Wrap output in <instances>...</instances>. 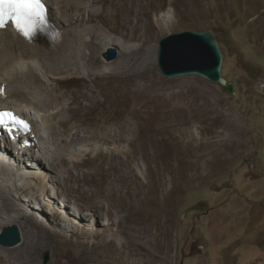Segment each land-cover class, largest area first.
Wrapping results in <instances>:
<instances>
[{
	"label": "rangeland",
	"instance_id": "rangeland-1",
	"mask_svg": "<svg viewBox=\"0 0 264 264\" xmlns=\"http://www.w3.org/2000/svg\"><path fill=\"white\" fill-rule=\"evenodd\" d=\"M53 1L46 0L52 19L62 28L63 39L58 41L62 42L68 36V26L60 13L61 6ZM124 1L104 0L99 3L100 8L107 6L105 10L112 14L111 28L123 16ZM142 5L158 18L171 19L170 25L173 24L152 42L156 46V61L146 71L126 75L114 70L86 76L84 80L76 77L72 81L66 77L62 82V78H56L59 73L42 66L35 58L32 60L39 71L31 78H38L48 89L49 94H42L48 95V104L36 99V89L20 83L23 90L30 89L26 93L32 96V103L41 107L37 111L42 118H50L52 122L64 118V123H58L60 134H52L50 123L45 121L37 124L40 132L47 136L51 134L54 142L70 138L69 135L80 137L82 134L81 148L70 144L64 146V149L70 148V151L64 150L66 161L79 179L74 177L67 184L54 181L57 172L50 169L47 160L38 158V151L33 149L27 154L29 150H22L19 157H26L30 164L42 161L36 165L48 182L45 185L39 180H31L33 177L18 176L20 184L5 191L1 185L10 180L13 169L11 162L3 165L0 192L10 194L13 201L18 202L21 213L13 212L19 217L11 216L10 220L0 217V232L5 226L17 224L22 237L28 236L31 226L46 235V243L36 251L39 264H179L182 260L184 264H264V0H142ZM12 27L10 24L1 30H10L17 38L19 35ZM76 27V24L71 25L70 32L77 31ZM208 29L217 33L224 53L222 73L235 84L233 93L196 73L166 77L159 66L163 38L185 30ZM7 33L0 32V70L3 65L1 50ZM150 35L147 33L148 37ZM139 44L141 42L136 45ZM97 48L102 59L109 50L119 51L111 45ZM187 60L188 64L193 63L191 58ZM20 62L26 66V60ZM6 70L0 73L5 90L4 96L0 95L5 101L0 102V108L7 106L27 112L33 105L20 104L14 94L6 93L7 83L15 79L14 74L8 76L9 82L5 81L4 76L14 72V69ZM53 73L56 74L53 76ZM188 87L203 91L207 105L224 120L228 119L223 120L219 128L230 131L231 136L221 138L206 130L201 140L189 142L185 134L173 129L177 123L173 117L155 118L149 111L162 106L172 93ZM128 123L135 127L139 141L136 145L123 144L124 149L131 152L119 156L112 153L111 148L117 144V134ZM202 124L199 131L208 125V121ZM194 132L198 133L196 129ZM1 134L0 149L12 157L13 144L20 135L10 136L4 129ZM32 139L34 144H39L35 133ZM104 139L110 142L104 143ZM151 139L169 146L172 163L169 157L162 161L141 150V145ZM30 145L29 141L22 142L23 147L29 148ZM121 163H128L137 177V180L131 179L130 185L129 180L114 179L120 172ZM156 163L167 174L163 186L156 173ZM24 164L20 165L22 170L38 173L35 168ZM58 187L67 193L62 196V201L49 198L52 189L61 191ZM11 192L21 196L18 198ZM21 203L30 204L34 210L40 206L43 211L40 215L27 216L31 213L23 211ZM101 204L103 208L97 209ZM61 208L66 212L57 215L56 211ZM52 217L60 221L57 226L50 224ZM71 218L78 223L73 224ZM112 218V225L106 223ZM7 222L9 224H5ZM120 225L123 230L148 228L158 259L129 246L121 237L116 242H107L116 235ZM14 247H6L4 252L0 248V254L7 255L15 263L19 254L22 255V249L13 250ZM47 251L49 260L44 263Z\"/></svg>",
	"mask_w": 264,
	"mask_h": 264
},
{
	"label": "bare ground",
	"instance_id": "bare-ground-1",
	"mask_svg": "<svg viewBox=\"0 0 264 264\" xmlns=\"http://www.w3.org/2000/svg\"><path fill=\"white\" fill-rule=\"evenodd\" d=\"M103 1L104 0H54L53 2L55 5L61 6L60 13L64 18L63 21H65V25L68 26L67 28L68 36H65L62 42H58V41H61L63 39V35H61L59 39L55 41H50V39H48L42 32H39V34L37 35L35 33L36 35L35 37L29 38L28 36H25L20 31H18L15 27H12L16 29L19 35L17 36V38H15L14 34L11 33L10 30L0 31L3 33L8 31L7 33L8 35L6 34L3 40V46H2L3 48L1 50L3 65L1 67L0 73H3V71L6 69H12V70L14 69L13 73L9 72L6 76H4L3 79L5 81H8L9 78L8 76H12V75L14 76L15 74L14 76L15 79L14 80L11 79L13 80L12 81L13 83L12 82L9 84L7 83L6 93H8L11 96L14 94L13 96L17 99V101L20 104L27 103L33 105L31 109H28L27 112H23V113L29 116L28 118L29 120H32V118L34 119L33 132L35 133V137L39 139V144H34V140L30 138L27 133H23L19 137L18 141L14 142L13 144L14 148L12 149V151L14 153L12 157H9L7 152H4V150L1 151L0 149V173H4L3 165L8 164V162H11L13 169L12 170L13 175L12 176L9 175L11 177L10 180L8 181L6 180L7 182L1 185L3 188H5V191H10V188L16 187L17 185L20 184L18 183V176L33 177V179L31 180L33 181L39 180L40 184H45L48 182L46 180V176L39 171L36 165L37 163H42V161L39 160L37 161L36 164L35 163L30 164L29 163L30 160H28L26 157H19L22 150H26V149L29 150V153L27 154H31L33 149H35L36 152L37 151L39 152V155L36 154L39 159L47 160L50 169L57 172V178L53 177L54 181L60 184L63 183L67 184V182L71 181L74 177L76 180L79 179L78 175L73 174L72 167L69 166V163L66 161V157H65L66 154L64 150L67 149V151L68 150L70 151V148L64 149V146L65 144H70V145H74L73 147L75 148L76 147L81 148L79 144L83 143V140L80 138L82 134L80 135V137H75L74 134L69 135L67 137L71 136L70 138H66L65 140L54 142L53 139L50 137L51 134L47 136L43 132H40L41 130L40 128H38L37 124H39L41 121H45L50 123L52 134L54 135L58 133L60 134V132H58L57 129L58 123L61 124L64 123V118H61L59 120L57 119L59 117L55 116L58 122H56L55 119H54L55 122H52L50 118H48L49 120L45 119L44 117L42 118L40 113L37 111L41 107L38 106L36 102L32 103L30 100L32 96L26 93L27 91H30V89L23 90L24 87L22 86L21 83H25L31 89H36L37 93L34 95L36 99L38 101H42V102L44 101L45 103L48 104L47 101L48 95L47 96L42 95L45 93L49 94L47 93L48 89L41 83V81L38 78L36 79L31 78V76H33L34 74H36L37 71H39L37 70L36 65L32 61L34 58L40 61L42 66L47 67L51 71L59 73L60 76L59 77L56 76V78H62V82L65 81L66 77L71 78L68 80H72V81L76 77L84 80L86 76H92L98 73H106L110 71L112 72L114 70H116V72L119 74H126V75L138 74L140 72L146 71L150 66L154 65V62L156 61V46L153 45L152 42L154 41V39L158 38L163 31L169 29L173 25V24L170 25V22L172 20L156 17L154 12H152L151 10H147L146 7L144 8L143 5L141 6L142 0H125L123 2V8H122L123 16L121 17L120 20H116L117 21L116 24H114L113 28H111L110 24L114 20V19L112 20V14L109 11L105 10L107 6L105 8L99 7V3ZM73 24H76L78 26L76 27L77 31L70 32L71 29L70 27ZM82 27L83 30L81 29ZM59 28L62 30L60 26ZM148 30L150 31L148 32ZM104 31H107L108 33L112 32L114 34L113 36H111V34H107ZM147 33H150L151 35L148 37ZM27 40L34 41L36 43L33 42L30 43ZM54 42H58V43L54 44ZM139 42H141V44L136 45ZM99 45H101L102 48H106L107 46L111 45V47L118 49L119 51L117 58L115 60L108 61L104 57H103L104 59L99 57L98 55L99 51L97 48ZM21 59L26 60V66L25 64L23 65L20 62ZM56 73H53V76ZM3 82L4 81H1L0 79V90L2 89ZM202 92H200L198 89H194L193 87L180 89L176 93H172L170 98L167 99L168 101L166 102L162 101L163 102L162 106H155L153 109L151 110L149 109V111L152 112L155 118L166 117L167 119L173 117L177 122L176 125L173 126V129H175L176 133L185 134L189 142H195L201 140L202 137L205 136L204 131L206 130L210 131L212 134L218 135V137L231 136L230 131H224V129L222 130L219 128V124H221L224 119L222 118L221 115L216 114L212 107L207 105V101L203 95L204 93ZM0 102L4 103L5 102L4 98H0ZM181 102H183V104ZM5 108L8 107L5 106L0 109L3 110ZM31 115L36 117V119L34 117L31 118ZM139 115L141 116V114ZM227 120L225 119L224 121ZM205 121H208V125H207L208 127L207 126L205 127L204 125V127H201V131H199L198 130L199 125ZM1 129L2 128L0 127V138L3 139V136L1 134ZM194 129L198 131L197 134H195ZM93 131L95 130L93 129ZM135 135H136L135 127L132 126L131 123H128L127 126L121 132H119V134H117L115 138V143L117 144L114 145L111 148L112 151L111 150L110 151L119 156L122 155L123 152H126L128 155L131 152V150L126 148L125 150L123 144L129 143L136 145V143L139 141V137ZM26 141H29L31 143L29 148L22 146V142H26ZM103 142L108 143L110 142V140L104 139ZM2 147L4 149V144ZM168 148L169 146L165 142H161L160 140H156V139L146 140L144 145L143 144L141 145V150L147 153L150 157L161 159L162 161H164L165 158L169 157L171 159L170 162L172 163L173 159L171 156V152ZM137 152L140 151L138 150ZM128 161L130 160L128 159ZM23 163H26L24 164L26 167L29 166L35 168L36 170H38V173L36 174L34 170H30V169L22 170L20 165H23ZM127 164L121 163L119 169L120 172L115 174L114 179L124 180V181L129 180L128 184L130 185L132 184L131 179L137 180V177L133 174L132 169ZM43 167L44 165L42 166V168ZM155 169H156V173L158 174V179L160 180L159 182L161 186H163L167 174L164 169H163L164 171H162L158 168V163H156ZM169 171L171 172L172 169H169ZM58 188H60L61 191H58L57 189H52L53 191L49 195V198L51 199L57 198L59 200L61 199L62 201L63 199L62 196L64 195L66 196L67 193L64 191V188L62 187H58ZM11 194H13V196L15 194V196L18 198L19 196H21L14 192H11ZM9 195L0 192V217H5L10 220L11 216L19 217L17 214H12L13 212L16 213L17 211H19L18 209L19 205L17 204L18 202L15 203L12 197ZM50 201L52 202V200L49 199V202ZM102 206H103L102 204L97 206V209L103 208ZM21 207L23 211L25 212L27 211L31 213V214H27V216L28 215L33 216L35 214L40 215V213L43 211L41 210L40 206L35 209L38 212L35 211L34 208L30 206V204L28 203H23V204L21 203L20 208ZM63 208H66V206H63ZM62 212H66V211L64 209H62L61 211L58 210L56 211L57 215H60ZM19 213L21 212L19 211ZM112 220L114 221V219L112 218L111 220H108V222L106 223L112 225L113 223ZM49 221L50 224H52V226L53 225L57 226L58 222H60L57 217H52L51 220ZM70 221H72L73 224L78 223L74 218L73 219L71 218ZM13 222L14 220L11 221L10 224ZM5 224H9V222ZM120 227L121 225L118 227L116 235L107 242H112V243L116 242V240L119 239V237H121V240L129 244V246H133L136 249L142 250V252L143 251L145 253L147 252L148 255L153 259L155 258L158 259L157 258L158 255L156 254V250L154 249L149 233L150 231L148 228L146 227L128 228L123 230L120 229ZM31 228L32 229L29 230L27 233L28 236L26 237L23 235L21 242L13 248V250L19 249L18 251L22 249V255L20 256L19 254L18 261L14 263L10 258L7 257V255L6 257H4L3 255L0 254L1 264H39V255L36 251L40 250V248H42L46 243L45 242L46 235H43L38 229L32 226ZM170 234H171L170 232L167 233V235L169 236ZM0 248H2L1 252H4L3 250H6L8 247L6 248L0 246Z\"/></svg>",
	"mask_w": 264,
	"mask_h": 264
},
{
	"label": "water",
	"instance_id": "water-1",
	"mask_svg": "<svg viewBox=\"0 0 264 264\" xmlns=\"http://www.w3.org/2000/svg\"><path fill=\"white\" fill-rule=\"evenodd\" d=\"M118 56L115 50H109L103 57L112 61ZM188 58L193 63L188 64ZM185 60V61H184ZM159 66L164 76L175 77L196 73L214 83L225 86L228 92H235V84L229 82L222 73L224 53L213 29L204 31L185 30L170 34L160 41ZM22 240L17 224L5 226L0 232V244L14 247ZM49 260V252L44 255V263ZM179 264H184L182 260Z\"/></svg>",
	"mask_w": 264,
	"mask_h": 264
},
{
	"label": "snow or ice",
	"instance_id": "snow-or-ice-1",
	"mask_svg": "<svg viewBox=\"0 0 264 264\" xmlns=\"http://www.w3.org/2000/svg\"><path fill=\"white\" fill-rule=\"evenodd\" d=\"M11 22L18 31L31 38L47 24V10L43 0H0V28ZM5 118L27 129L26 122L11 112H0V124Z\"/></svg>",
	"mask_w": 264,
	"mask_h": 264
},
{
	"label": "clouds",
	"instance_id": "clouds-1",
	"mask_svg": "<svg viewBox=\"0 0 264 264\" xmlns=\"http://www.w3.org/2000/svg\"><path fill=\"white\" fill-rule=\"evenodd\" d=\"M18 111V110H17ZM18 112H21V111H18Z\"/></svg>",
	"mask_w": 264,
	"mask_h": 264
}]
</instances>
